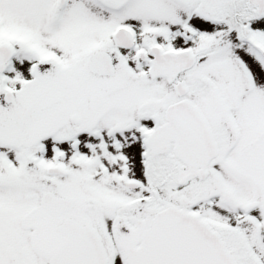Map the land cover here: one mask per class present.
<instances>
[{
    "label": "snow or ice",
    "instance_id": "snow-or-ice-1",
    "mask_svg": "<svg viewBox=\"0 0 264 264\" xmlns=\"http://www.w3.org/2000/svg\"><path fill=\"white\" fill-rule=\"evenodd\" d=\"M0 264H264V0H0Z\"/></svg>",
    "mask_w": 264,
    "mask_h": 264
}]
</instances>
